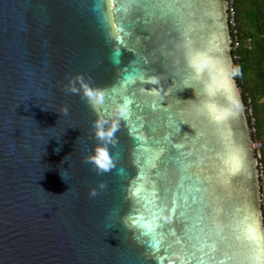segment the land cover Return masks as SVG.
<instances>
[{"label": "water", "instance_id": "1", "mask_svg": "<svg viewBox=\"0 0 264 264\" xmlns=\"http://www.w3.org/2000/svg\"><path fill=\"white\" fill-rule=\"evenodd\" d=\"M186 53L215 63L211 93ZM225 69L228 0H0V264H264L245 235L264 239L258 159ZM78 73L94 100L65 90ZM98 120H118L101 174L84 160Z\"/></svg>", "mask_w": 264, "mask_h": 264}, {"label": "trees", "instance_id": "2", "mask_svg": "<svg viewBox=\"0 0 264 264\" xmlns=\"http://www.w3.org/2000/svg\"><path fill=\"white\" fill-rule=\"evenodd\" d=\"M233 6L237 33L231 28V35L233 41L239 40V46L232 50L239 56L234 61V69H239L235 79L247 106L250 126L256 128L253 139L264 141V0H234Z\"/></svg>", "mask_w": 264, "mask_h": 264}, {"label": "clouds", "instance_id": "3", "mask_svg": "<svg viewBox=\"0 0 264 264\" xmlns=\"http://www.w3.org/2000/svg\"><path fill=\"white\" fill-rule=\"evenodd\" d=\"M186 62L190 66L192 70V75L190 79L200 82L204 85L205 91L211 93L213 85L215 83L213 71L215 68V63L211 61L209 58L205 57L199 53H186ZM228 75H236L239 73V69L236 68L234 70L228 71L225 69ZM205 75L208 76V80L205 81ZM183 89L191 88L194 90V95L196 98V89L193 83L182 82ZM65 90L67 92L73 94H82V96L88 98L90 101L94 100L100 93L99 90L93 89L89 84L88 80L85 78L84 74L78 73L75 76H69L68 82L65 85ZM180 100H184L178 98ZM187 100H195V99H187ZM129 105L130 101H125L123 103L117 104L114 108V114L118 118H126L129 113ZM64 113L67 114L68 108L67 106L63 109ZM118 127V120L113 122L110 127L106 126V121L98 120L93 125V133L98 141L101 142L104 146H97L93 152L85 155V162H91L95 165V171L97 174H101L104 172H108L115 167L114 160L107 150L106 144L115 143V133ZM59 149H57L58 151ZM67 160V156L64 158ZM61 176L64 178V175L61 173ZM65 182L67 180L64 178ZM106 185L103 182H100L97 187L90 189L89 195L91 197H96L99 194V190H103ZM71 190V186L69 185L68 191ZM64 194V193H63ZM62 194V195H63Z\"/></svg>", "mask_w": 264, "mask_h": 264}, {"label": "built area", "instance_id": "4", "mask_svg": "<svg viewBox=\"0 0 264 264\" xmlns=\"http://www.w3.org/2000/svg\"><path fill=\"white\" fill-rule=\"evenodd\" d=\"M233 1L234 0H228V21L230 28L233 29V32L236 34L237 33V28H236V20H235V8L233 6ZM239 46V40L235 39L233 41L232 39V50H235ZM233 59L239 60V56L233 55ZM249 113H252V109H249ZM252 121H254V118H252ZM251 132L252 135L253 133L256 132V128L253 126L251 127ZM264 148V141L261 140H254V150H255V155L258 159V177H259V185H260V202L263 208V213H264V163L262 161V149Z\"/></svg>", "mask_w": 264, "mask_h": 264}, {"label": "snow or ice", "instance_id": "5", "mask_svg": "<svg viewBox=\"0 0 264 264\" xmlns=\"http://www.w3.org/2000/svg\"><path fill=\"white\" fill-rule=\"evenodd\" d=\"M222 118H223L222 115L216 116V119H218V120L222 119ZM239 167H240L239 160L234 159L232 170L235 172L239 169ZM245 235H246V239L253 242L260 251H264V239L261 238L259 231L253 225H249Z\"/></svg>", "mask_w": 264, "mask_h": 264}]
</instances>
